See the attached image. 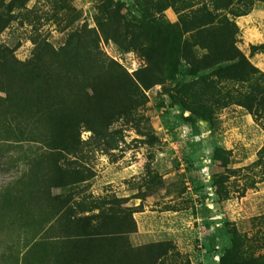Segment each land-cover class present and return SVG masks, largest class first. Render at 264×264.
Instances as JSON below:
<instances>
[{
    "label": "rangeland",
    "instance_id": "obj_1",
    "mask_svg": "<svg viewBox=\"0 0 264 264\" xmlns=\"http://www.w3.org/2000/svg\"><path fill=\"white\" fill-rule=\"evenodd\" d=\"M259 4L0 0V264H220L231 232L264 255V53L240 18ZM229 52L245 81L200 79Z\"/></svg>",
    "mask_w": 264,
    "mask_h": 264
},
{
    "label": "trees",
    "instance_id": "obj_2",
    "mask_svg": "<svg viewBox=\"0 0 264 264\" xmlns=\"http://www.w3.org/2000/svg\"><path fill=\"white\" fill-rule=\"evenodd\" d=\"M247 13L248 12H246L242 15H246ZM213 20H215L214 17L208 16V18L206 20V24L211 23ZM259 52H264V46L259 45V46H251L250 47V55L251 56L254 53H259ZM238 56H239V54L237 55V54H233V53L229 52L222 57L221 56L218 57L209 66V69H211L209 71V73L200 76V79L203 81H206V80L210 79L212 76H216L218 78L232 79V80H235L237 82L245 81L247 78L244 76V74L243 73H242L243 75L238 74V68H239L240 64L244 63L250 69H254L253 68L254 66L252 67L250 65V63L248 62L249 59L248 60H243V59L239 60ZM223 61L224 62H232V63L229 66L221 67L220 63ZM177 65H178V62H175V64L172 66L171 80H174V78H175V74L177 71ZM226 70H228L227 71L228 73H230V72H232V73L229 74L228 76H225L224 72ZM196 73H197V70L195 68H192L191 70H189V74H191V75H195ZM141 82H142V80H141ZM142 84L145 85V82L143 81ZM251 95L249 97L254 101L255 105L259 106V107H263V105H264V91H255V92H253V94L251 93ZM238 101H240L239 98H238ZM186 108L189 111L193 112V110L190 107H186ZM194 109H195V111H197L196 108H194ZM96 126L101 127L100 124H96ZM75 127L76 126L74 124H71V125H68L65 123L61 124L60 128L58 130L54 131V135L59 137V142L53 144L54 148L60 149V147H62L63 151H69L70 147L75 143V137L77 139V134L75 133ZM88 129L93 134L96 133V131H97L95 128H92V127H89ZM96 134H98V133H96ZM221 153L222 152H218L216 154V158H218ZM55 179H57V178L55 177ZM60 212H61V210L59 211V213ZM88 218L89 217H84L85 220ZM93 231L94 230L92 228L87 229V226H84L76 234H81L82 236H86V238L84 240L87 239L86 241L92 242V241L96 240L97 238H99V237H95V238L92 237V239H94V240H92V239L89 240V236L91 235V234H89V232L92 233ZM230 234L232 236L231 247L228 250H226L225 253L230 252L233 260H230L229 258H227V256H225V258H223L221 260L220 264H264V255L254 256L251 253H249L248 256L242 255V253L240 252V249L238 250V247L240 245L239 244V238H236L235 233H233V232H231ZM96 235L99 236L100 233L97 232ZM64 236L65 237H64L63 242L66 241L68 243V242L74 241V239L71 238L72 236L71 237H69L68 235H64ZM89 246L91 247V249H89V253L86 255L87 263L90 262L89 258L92 255L91 253L93 251L92 246L91 245H89ZM69 247H72V245Z\"/></svg>",
    "mask_w": 264,
    "mask_h": 264
},
{
    "label": "crops",
    "instance_id": "obj_3",
    "mask_svg": "<svg viewBox=\"0 0 264 264\" xmlns=\"http://www.w3.org/2000/svg\"><path fill=\"white\" fill-rule=\"evenodd\" d=\"M240 18H242L241 22L243 27H245L244 35L247 37L248 47L250 48L251 46L259 45L264 46V5L259 4L253 7L249 13ZM262 53L264 52L254 53L251 57L252 63L258 65L257 63L258 60H260V55H262ZM258 67L264 71V66Z\"/></svg>",
    "mask_w": 264,
    "mask_h": 264
}]
</instances>
